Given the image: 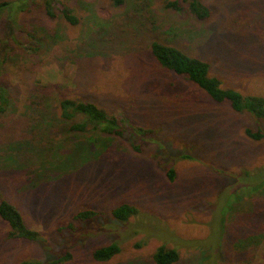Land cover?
<instances>
[{
    "label": "rangeland",
    "instance_id": "1",
    "mask_svg": "<svg viewBox=\"0 0 264 264\" xmlns=\"http://www.w3.org/2000/svg\"><path fill=\"white\" fill-rule=\"evenodd\" d=\"M44 1L0 13V83L10 93L0 200L42 237L8 239L0 219V264L66 252L64 264H155L161 246L178 252L174 264H264V140L244 135L264 131V120L213 102L150 53L154 41L173 45L209 62L224 87L264 98V0H200L211 10L204 21L165 8L168 0H54L71 8L75 26L56 7L50 18ZM62 98L152 133L113 137L90 124L69 132L58 119ZM122 203L138 216L119 224L110 211ZM86 209L99 214L60 229ZM111 243L120 252L95 262L92 251Z\"/></svg>",
    "mask_w": 264,
    "mask_h": 264
},
{
    "label": "trees",
    "instance_id": "2",
    "mask_svg": "<svg viewBox=\"0 0 264 264\" xmlns=\"http://www.w3.org/2000/svg\"><path fill=\"white\" fill-rule=\"evenodd\" d=\"M114 8L122 7L125 0H109ZM34 0H7L0 2V13L6 9L11 12L22 13L31 5ZM54 7L61 13L63 19L72 26L78 24L77 18L73 15L71 8L61 2L54 3V0H45L44 9L50 18H54ZM165 8L177 13H188L199 21L207 20L211 16L210 8L200 0H168ZM150 53L158 65L182 77L194 84L205 93L213 102L217 104L228 103L232 111L239 114H246L255 120H264V98L258 95H243L238 90L227 88L222 85L221 80L210 73V63L196 57H191L179 48L154 41L150 45ZM10 106V93L7 87L0 83V114L5 113ZM58 119L68 126L69 132H83L86 125H93L103 135L113 137L147 136L152 130H145L139 126H134L132 122L121 115H114L107 112L95 103L79 101L71 98H62L57 106ZM85 118L82 124L73 122L76 116ZM161 122V121H160ZM166 126V123H163ZM168 128V125L166 126ZM246 138L253 141L264 140V131L261 128L244 130ZM138 150V148H137ZM184 159L192 158L184 155ZM174 170L169 169L167 177L169 181L174 179ZM114 222L126 223L130 218L138 216V209L134 205L122 203L110 211ZM99 212L86 209L77 212L71 222L60 229L69 233L75 231L73 222L80 224L88 220H94ZM0 219L8 226L7 238L13 240H24L32 243H42L39 232L26 226L21 212L6 200H0ZM120 252L117 243L96 248L92 251V259L98 263L108 262ZM71 254L62 253L52 260L41 262L36 260H22L18 264H64L71 260ZM155 264H174L178 261V252L173 248L159 247L153 254Z\"/></svg>",
    "mask_w": 264,
    "mask_h": 264
}]
</instances>
